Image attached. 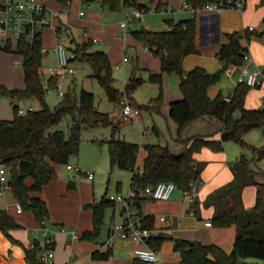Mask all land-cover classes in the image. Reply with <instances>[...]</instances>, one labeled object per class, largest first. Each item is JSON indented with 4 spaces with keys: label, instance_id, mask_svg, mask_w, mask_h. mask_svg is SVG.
<instances>
[{
    "label": "trees",
    "instance_id": "16d2710c",
    "mask_svg": "<svg viewBox=\"0 0 264 264\" xmlns=\"http://www.w3.org/2000/svg\"><path fill=\"white\" fill-rule=\"evenodd\" d=\"M68 7L72 0H54ZM157 0H84L86 4H99L111 11L122 12L125 9H137L148 12L149 6ZM160 1V0H159ZM215 0H185L194 11L203 9ZM264 5V0H261ZM161 2L156 6L158 9ZM213 31L216 19L213 20ZM168 29L162 31L150 30L145 27L131 30L133 38L142 43L148 50L161 60V73L151 74L150 80L160 85V93L150 104L140 106L141 110L160 112L164 102L163 75H177L181 79L180 90L182 98L170 105V118L178 125L176 141L183 146L180 152H175L169 146L161 144H145L140 146L117 138L120 125L115 124L111 116L100 112L95 106V95L85 89L78 95L74 90L64 94L57 106L52 109L46 101L50 88H56L60 82L59 76H50L44 80L43 43L38 38L33 43L20 41L17 46L0 47L4 52L17 53L23 57L24 89H9L0 82V96L8 97L14 104V118L0 119V165H5L10 177V186L14 198L27 211L34 213L38 223L43 224L50 217L46 201L33 197L32 193H40L44 187L58 176L55 165H69L71 158L79 156L82 144L84 126L97 127L109 125L112 127V138L107 141L111 167H118L132 173L131 188L140 193L148 186L159 182H173L183 193L192 192L195 186L202 182V173L206 162L195 159V154L208 148L214 152H222L227 142H233L242 148H250L255 154L254 161L264 159V146H251L245 141V136L254 129L264 128V103L261 108L249 110L245 107L246 98L252 88L247 84L238 83L233 94L225 96L219 92L215 98L209 96V89L220 82L224 70L209 72L203 67L191 71L184 68L186 57L198 54L197 13L192 18L175 21L167 19ZM61 27L57 32L60 33ZM253 36L262 37L264 31L249 29L226 33L227 43L223 44L218 53L219 58L231 66H242L246 62L249 48L244 41L250 43ZM77 57L74 61L88 63L92 69L91 77L96 79L105 89L112 102L123 107L125 96L133 99V93L143 83L134 69L125 90L120 91L115 86L113 64L108 53L101 50L92 51L94 43L89 40L84 43L72 41ZM259 86V85H258ZM256 86V87H258ZM226 97L231 100L227 101ZM33 100L40 103V108L29 109L20 113L16 101ZM239 113V115H237ZM72 117L70 133L56 127L66 116ZM202 117H212L222 123L221 137L213 135L192 136L185 138V128ZM145 150L143 168H138V159ZM252 161L242 154L232 166L234 179L228 185L210 194L205 205L215 207L212 224L219 228L236 226L237 236L231 253L226 252L216 244H204L200 241L189 242L187 239L155 234L149 244L159 250L167 239L174 242V250L180 253L184 264H258L247 263L248 259L264 261V179L256 180L258 172L252 166ZM31 178L33 185L26 180ZM69 188L75 186L70 182ZM248 186L256 187V202L253 208L246 209L243 202V191ZM1 189V183H0ZM143 199L135 203L140 207ZM116 204L107 198V193L99 201L85 205V209L93 211V229L85 232L83 238L96 241L102 234L106 210ZM144 216V215H143ZM144 226L156 229V217L144 216ZM21 225L4 208L0 207V231L13 242L18 241L11 231ZM55 247V244H54ZM45 246L39 240L34 246L25 248L26 260L29 264H44L41 252ZM111 249L93 254L95 260H108ZM138 260V259H137ZM1 264V253H0ZM136 264H144L140 260Z\"/></svg>",
    "mask_w": 264,
    "mask_h": 264
},
{
    "label": "crops",
    "instance_id": "0c3cea01",
    "mask_svg": "<svg viewBox=\"0 0 264 264\" xmlns=\"http://www.w3.org/2000/svg\"><path fill=\"white\" fill-rule=\"evenodd\" d=\"M258 1L261 2V0ZM159 2H161L163 6L159 9L157 8V10L163 11L168 8H173L175 10L174 13H177L189 9L193 15H195L192 8L186 4L185 0H182L181 7L170 5V0H157L154 4L157 6ZM44 3L50 11L56 14V18L52 20V25L48 26L49 28L46 31L44 30L41 35L43 47L47 49L46 55H48L51 49L55 51L58 40L62 41L61 34L63 28L67 25H76L84 29V35L81 41H77L75 38H73V40L79 43L92 40L94 45L96 43L103 45L104 49L101 51L108 53L113 67L116 62H123L124 64L130 62V57L124 55V53L127 54V49L130 48L133 49L136 54L135 58L137 62L134 65V69L137 68V76H139L141 69H146L150 71L151 74L161 73L160 58L154 56L146 46L136 41L133 36H130V34H128L129 27L125 30L124 38H121L120 34L122 35L123 29L120 24H115L106 20L108 17V12H106L107 7H102L96 3L86 4L84 0H72L68 7H64L54 0H44ZM261 9H264L263 4H261ZM81 11L85 12L84 17H80L79 14ZM257 13L258 10L253 9L250 0L243 13L231 10H225L218 14L198 12L197 19L199 28L197 46L199 53L186 57L184 60L185 70L190 71L195 67H203L209 72H215L216 69L222 66L223 70L228 71L230 74L236 70L239 77L240 67L229 65V67L225 69V63L219 58L218 53L221 46L227 43L226 33L240 32L250 27H254L253 31H263L262 29L259 31L258 28L260 27L253 23L254 16L257 15ZM214 18L216 19L215 33L213 31L212 21ZM184 19L189 18H183L181 20ZM59 27H61V31L57 33L56 28ZM117 37L122 40L115 39ZM261 40H263V36H253L250 43L244 41V44L248 46L251 57L248 63L249 69H261L264 72V45L261 44ZM91 50L94 51L96 49H94L93 46ZM3 52L0 50V65L1 62L5 63L7 59H9V63L11 62L10 57L6 56ZM203 52H205L203 59L209 58V54L216 57V67L210 69L207 64L204 65L203 63L202 65V63H200L198 58ZM126 56L129 58L127 62L124 61ZM22 60L20 62L21 65ZM49 68L51 67L47 68V72ZM44 69L45 67L43 65V74L45 73ZM116 81L117 79L115 80V85ZM0 82L9 89H24V70L21 74H18L16 79H0ZM237 85L238 78L237 82L229 89H226L223 84L218 88L213 85L209 89V96L215 98L219 92H222L225 96H229L233 94ZM181 98L182 93L179 91L169 95V109L168 111L166 110L169 117L171 103ZM23 101L24 100L16 101L15 104L22 103ZM26 102H32V100ZM263 103L264 80L261 85L251 89L246 98L245 107L249 110L258 109L263 106ZM18 107L20 110L24 111L35 109L33 106L28 107V109H24L20 105ZM13 118L14 104L12 100L8 97L0 96V119L11 120ZM117 118L121 121H127L123 116V111H121ZM117 118L113 121L115 124H117ZM166 122L169 130L172 128L176 130L175 136H172L170 131L171 137L169 140L167 139L166 146L171 147L175 152H180L183 146L176 141L178 138V125H170L167 117ZM222 126V123L215 118L202 117L188 125L183 132V136L187 138L198 135H213L216 139H219L221 137L220 130ZM260 130L264 132V128ZM159 134L163 135V131H160ZM249 134L250 132L247 135ZM242 154L240 148H237V144L233 142H227L222 152H214L208 148H204L201 152L195 154L196 160L206 162L207 165L202 173V182L199 186L194 187V192L192 193L194 194L193 202H187L185 200V193L177 189L176 192L180 194H176L175 192L170 200L156 201L159 204L156 208H151L149 206L148 201L150 200H143L141 206H135L132 211L144 216H155L156 234L163 233L175 238L191 239L192 241L197 240L204 244H216L222 247L226 252L231 253L237 236L236 226L227 228H219L214 224L207 226V222L212 223L215 207H207L205 203L210 194L233 181L234 173L232 171V166L239 160ZM139 156L143 159L145 158L146 152H144V149H142ZM143 163H141V166H138L140 170L143 168ZM259 163L261 164L262 161H255L252 165L257 171L259 168L261 169ZM55 167L58 176H56L48 186L44 187L42 192L32 193L33 197L43 199L48 205L50 217L43 225L36 221L32 211H27L25 209H22L20 213L17 211L19 203L14 198L11 189H7L4 194H0V207L6 209L21 225L19 229L11 231L12 236L18 243L13 242L0 231L1 264H29L26 260L25 248L32 247L35 240H39L42 243L44 242V227L51 230L50 237H52L55 244V264H136L138 260L135 254V248L137 246L135 243H127L117 238L112 248L106 246V241L109 238L113 225L118 222V218L121 219V207L115 205L106 210L104 229L102 230L101 236L96 241L84 239V233L93 229V211L85 209L84 207L91 202L99 200L95 195L92 185L86 184L82 180L79 182L71 180L70 177L65 178L61 170L62 166L55 165ZM262 171L261 169L258 172ZM87 180L90 179L87 178ZM93 180H95V175L94 179L91 181ZM256 180L262 182L263 178H260V174H258ZM70 182L75 186L74 188H69L68 184ZM26 183L32 186L34 182L31 178H28ZM129 187L131 188V181ZM256 190L255 186H248L244 189L243 202L246 209L254 207L256 202ZM163 217L166 218L165 221L162 220ZM74 232L78 234V238H74ZM170 241L171 244L168 246V251L161 252L159 254L160 261L154 264H184L181 261L180 253L174 250V242L171 239ZM109 249H111L112 255L108 260H95L93 258V254L96 251L105 252ZM246 261L259 264L256 260V262H253L252 259Z\"/></svg>",
    "mask_w": 264,
    "mask_h": 264
},
{
    "label": "rangeland",
    "instance_id": "374dc122",
    "mask_svg": "<svg viewBox=\"0 0 264 264\" xmlns=\"http://www.w3.org/2000/svg\"><path fill=\"white\" fill-rule=\"evenodd\" d=\"M149 6V11L142 14L140 19L133 21L128 30V34L131 35V30H135L142 27H147L148 29L155 30V31H162L168 29V25L166 23L167 19H175L181 20L183 18H192L194 15L189 10L181 12H161V10H157L155 4H151L147 1H143ZM170 5L175 7H181L182 0H170ZM251 6L253 9L258 10L257 15L254 16L253 23L256 26H259V31L261 29L264 31V9H261V2L258 0H250ZM106 12H108L107 21H110L115 24H120L121 21L125 20L126 13H132L131 9H125L122 12L118 11H111L110 9L106 8ZM141 11V10H139ZM49 27H46L42 30L46 31ZM262 32V31H261ZM84 29L80 26L76 25H67L62 30L61 39L62 42L67 47H74V44L71 40L75 38L77 41H81L83 39ZM226 35V34H225ZM121 38L125 36V29L122 31V35L120 34ZM42 38V37H41ZM115 39H119L118 37ZM52 40V36H51ZM120 41L122 39H119ZM262 45H264V36L263 40L260 41ZM94 49L96 50H103L104 46L100 45L99 43L94 45ZM127 54L130 57V62L124 64L123 62L116 64L113 67V73L116 81V87L120 91L125 90L126 83L129 81L133 74L134 65L136 64V54L133 49H127ZM3 52V51H2ZM6 56L10 57L4 62H1L0 65V79H11L17 78L18 74L23 72V67L20 64L22 60V56L18 53H8L3 52ZM205 56V52L201 56H199L200 63L207 64L210 69L216 67V57L209 54V58L203 59ZM203 60V61H202ZM147 62L146 60H144ZM43 65L45 67V73L43 74L44 80H47L51 75L47 72L48 67H58V58L57 54L54 49H51L48 55L45 54V59L43 60ZM201 65V64H199ZM71 66L76 70V74L73 77H69L65 80H60L58 86L56 88H50L46 95V101L49 106L54 109L57 104L61 101L62 97L60 96V91L64 93L68 92L69 90H74L78 95L81 93L83 89L92 92L95 95V106L96 108L102 112L107 113L111 116L112 120L114 121L117 116L121 113L122 107L112 102L105 89L101 86V84L94 78L91 77L92 69L88 63L81 62V61H74L72 62ZM196 68V67H195ZM193 70V69H192ZM223 70V67L220 66L219 69H216L215 72ZM191 71V70H190ZM151 73L146 69H141L139 73V77L143 79V83L135 90L133 93V99L128 97L129 100L134 104V101L137 105L144 106L150 104V102L157 98L160 93V85L154 83L150 80ZM177 75H163V91H164V102L161 106L160 112H150L145 109L142 110V115L140 117H135L129 119L127 121H121L117 118V124L121 126L119 133L117 134V138L121 140H125L130 143H135L140 146L143 144L151 143V144H161L163 146L167 145V139L169 140L170 131L172 136H175L176 130H169L168 124L166 122V117L168 118L170 125L177 124L169 117L166 110L168 111V99L169 95L173 94L174 92L180 90V83L181 79ZM238 73L236 70L232 74L228 71L224 70L222 78L219 83L215 85L216 88L224 85L226 89H229L237 82ZM180 81V83H179ZM28 100H24L22 103L17 104L20 105L24 109H28V107L33 106L35 109L40 108V103L37 101L26 102ZM135 105V104H134ZM28 111V110H27ZM239 115V113L237 114ZM72 124V117L66 116L62 122L56 127V130H63L67 135L70 133V127ZM160 131H163V135H160ZM112 137V127L107 125H100L97 127H88L84 126L82 130V144L79 156H74L71 158V165H78L83 172H91L95 175V180H87L84 176L77 174L75 171L69 170L66 165L62 166V172L64 173L65 178H69L75 181H83L86 184H90L93 186L95 195L98 200H101L103 196L107 193V198L110 195H117V194H126L130 187L131 181V173L127 170L119 169L118 167L112 168L108 150L107 141L110 140ZM245 141L251 145L256 147H261L264 145V132L260 129H254L250 131V134L245 136ZM236 146V145H235ZM237 148H240L243 154L246 155L253 163L255 162V154L250 148H242L241 146L237 145ZM145 152V150H144ZM144 159L139 156L138 166H141ZM262 163L260 165L261 169L264 171V161L261 160ZM252 163V165H253ZM258 169V168H257ZM260 168L258 171L261 170ZM262 171V172H263ZM260 178H263L262 174H260ZM264 179V178H263ZM120 188V189H119ZM176 194H180L176 192ZM149 206L151 208H156L158 202L156 201H148ZM119 206L118 204H116ZM105 220V219H104ZM121 219L118 218V222ZM105 224V221H104ZM104 227V226H103ZM104 229V228H103ZM156 230V229H155ZM170 239H167L165 243H163V247H161L158 252L168 251V246L170 243ZM162 250V251H161ZM250 260V259H248ZM256 259H252L253 262H259V264H264V261H258ZM247 262V261H246ZM249 263V262H247Z\"/></svg>",
    "mask_w": 264,
    "mask_h": 264
},
{
    "label": "built area",
    "instance_id": "2783aa9c",
    "mask_svg": "<svg viewBox=\"0 0 264 264\" xmlns=\"http://www.w3.org/2000/svg\"><path fill=\"white\" fill-rule=\"evenodd\" d=\"M249 0H215L209 3L198 12H206L208 14H218L225 10L238 11L243 13ZM133 12L126 13L125 20L120 22L122 29H127L133 21L140 19L145 11L131 9ZM175 10L168 8L161 12L172 13ZM80 17L85 16V12H80ZM56 18V14L48 9L44 0H0V47L5 48L9 45L17 46L20 41L33 43L38 38L41 39L42 30L52 25V20ZM58 28H56V31ZM250 31L254 27L249 28ZM58 33V32H57ZM97 41V40H95ZM1 50V49H0ZM47 49L43 48L45 54ZM58 58V67H51L48 72L51 76H59L60 80H65L75 75L76 70L71 66L74 59L77 57L76 52L67 47L61 40H58L55 49ZM129 58L126 56L124 61ZM251 60L250 54L246 56V62L240 66V74L238 83H244L251 87L261 85L264 80V72L261 69L250 70L248 63ZM64 92L60 91V96H64ZM230 101V97H226ZM123 116L126 120L139 117L142 110L134 105L127 96L123 100ZM26 111L20 110L23 114ZM69 170L75 171L77 174L84 176L90 180L94 179V174L83 172L78 165H67ZM0 194H4L7 189H11L10 177L8 169L5 165H0ZM177 186L173 182H159L154 186H148L140 193L133 188H130L126 194L110 195L108 199L121 207V220L116 222L111 231L106 246L112 248L115 245V240L121 239L127 243H135V254L138 260L144 264H154L160 261L159 252L152 247L149 242L156 234V231L144 226V216L140 213H135L132 209L136 206L138 198L150 201H165L170 200L176 192ZM194 188L192 192L185 193V200L193 202ZM22 206L19 204L17 211L22 212ZM165 217L162 218L165 221ZM45 223V222H44ZM43 223V224H44ZM42 224V225H43ZM211 226V222L206 223ZM51 230L47 227L43 228L45 249L41 252V259L44 264H55V247ZM74 238H78L77 233H73ZM34 246V244H33Z\"/></svg>",
    "mask_w": 264,
    "mask_h": 264
},
{
    "label": "water",
    "instance_id": "95a60500",
    "mask_svg": "<svg viewBox=\"0 0 264 264\" xmlns=\"http://www.w3.org/2000/svg\"><path fill=\"white\" fill-rule=\"evenodd\" d=\"M17 51H18V50H17V48L15 47V48L13 49V52H14V53H17ZM228 67H229V64H225L224 68L227 69ZM188 241H189V242H193L191 239H189Z\"/></svg>",
    "mask_w": 264,
    "mask_h": 264
}]
</instances>
